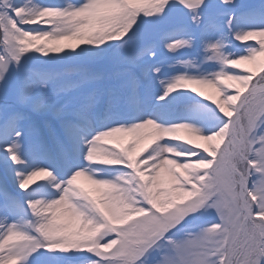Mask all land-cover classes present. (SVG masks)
Listing matches in <instances>:
<instances>
[{
    "label": "snow or ice",
    "instance_id": "1",
    "mask_svg": "<svg viewBox=\"0 0 264 264\" xmlns=\"http://www.w3.org/2000/svg\"><path fill=\"white\" fill-rule=\"evenodd\" d=\"M0 264H264V0H0Z\"/></svg>",
    "mask_w": 264,
    "mask_h": 264
},
{
    "label": "rangeland",
    "instance_id": "2",
    "mask_svg": "<svg viewBox=\"0 0 264 264\" xmlns=\"http://www.w3.org/2000/svg\"><path fill=\"white\" fill-rule=\"evenodd\" d=\"M206 93L210 94L212 90H205ZM185 135H187L186 133H184Z\"/></svg>",
    "mask_w": 264,
    "mask_h": 264
}]
</instances>
